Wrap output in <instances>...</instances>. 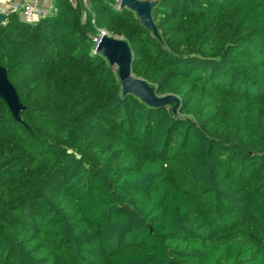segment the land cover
Here are the masks:
<instances>
[{
  "label": "trees",
  "instance_id": "trees-1",
  "mask_svg": "<svg viewBox=\"0 0 264 264\" xmlns=\"http://www.w3.org/2000/svg\"><path fill=\"white\" fill-rule=\"evenodd\" d=\"M87 1L0 23V264H264V0H155L157 35ZM100 30L174 111L121 93Z\"/></svg>",
  "mask_w": 264,
  "mask_h": 264
},
{
  "label": "water",
  "instance_id": "water-1",
  "mask_svg": "<svg viewBox=\"0 0 264 264\" xmlns=\"http://www.w3.org/2000/svg\"><path fill=\"white\" fill-rule=\"evenodd\" d=\"M155 0H119L121 7L134 11L139 21L149 29L153 35H157L156 27L151 18V9ZM0 13V23L5 19ZM95 49L105 57L110 66H116V73L121 85L122 94H132L148 106L160 107L173 102L174 111L178 104V98L172 94L158 96L153 86L140 77L134 76L131 72L132 54L125 39L118 36L100 34L95 39ZM0 99L9 108L12 116L17 121H22V110L24 106L19 100L15 87L7 78L6 69L0 66Z\"/></svg>",
  "mask_w": 264,
  "mask_h": 264
},
{
  "label": "built area",
  "instance_id": "built-area-1",
  "mask_svg": "<svg viewBox=\"0 0 264 264\" xmlns=\"http://www.w3.org/2000/svg\"><path fill=\"white\" fill-rule=\"evenodd\" d=\"M69 1L74 5L76 0ZM116 4L117 8L121 7L119 4V0H116ZM56 11L57 9L55 6V0H9L6 7H0V13L6 15L9 12H16L22 19L26 21H35L40 18H44L48 15L56 13ZM100 34L110 35L104 30H100L98 35ZM96 37L93 38L94 43Z\"/></svg>",
  "mask_w": 264,
  "mask_h": 264
},
{
  "label": "rangeland",
  "instance_id": "rangeland-1",
  "mask_svg": "<svg viewBox=\"0 0 264 264\" xmlns=\"http://www.w3.org/2000/svg\"><path fill=\"white\" fill-rule=\"evenodd\" d=\"M82 5H83V19H84V17H85L84 10H87L89 8L88 1L87 0L86 1H83L82 0ZM112 67H113V69L116 70V66H112ZM158 96H163V95H158Z\"/></svg>",
  "mask_w": 264,
  "mask_h": 264
},
{
  "label": "crops",
  "instance_id": "crops-1",
  "mask_svg": "<svg viewBox=\"0 0 264 264\" xmlns=\"http://www.w3.org/2000/svg\"><path fill=\"white\" fill-rule=\"evenodd\" d=\"M9 0H0V7H6L8 5Z\"/></svg>",
  "mask_w": 264,
  "mask_h": 264
}]
</instances>
